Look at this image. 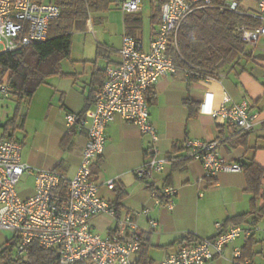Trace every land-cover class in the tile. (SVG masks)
I'll return each instance as SVG.
<instances>
[{
  "label": "crops",
  "instance_id": "0c3cea01",
  "mask_svg": "<svg viewBox=\"0 0 264 264\" xmlns=\"http://www.w3.org/2000/svg\"><path fill=\"white\" fill-rule=\"evenodd\" d=\"M122 1L115 0L107 11L91 13L86 28L73 33L70 58L62 61L64 74L47 78L25 103L22 128L27 138L17 139L22 146L23 162L38 168H53L68 177L76 173L87 136L85 130L69 131L67 114L78 116L87 102H93L105 81L107 69L121 61L124 35L141 39L145 50H149L153 34L160 26L156 0H142L135 12H124ZM255 2V6H246L242 0L241 6L254 9L257 0ZM261 44L264 45V39ZM256 49L251 48L250 57H242L217 77L188 80L179 71L159 78L148 100L152 98L149 100L150 122L158 133L159 155L171 161L163 172H156L145 181L138 179L133 171L145 163L146 152L153 145L151 136L121 117L107 125L105 150L94 160L93 171L100 195L115 206L116 216L103 213L93 217V228L102 234L115 232L117 217L132 212L142 242L144 237L149 243L147 254L151 264H161L169 253L178 249L180 238L185 234L210 238L219 231L217 223L248 214L241 224L245 230L252 229L250 235L244 232L225 246L223 256H216L205 264H264V249H258L257 238L260 234L264 240V230L258 233L253 229L258 214H250L254 206L258 209L264 205V177L262 195L254 205L251 193L246 191L247 180L242 170L222 171L214 179L206 178L202 163L189 157L185 147L188 139H218L219 152L229 162L254 160L264 168V52ZM226 95L237 102L248 100L253 109L259 110L253 130L241 132L208 112L220 107ZM186 99L193 100L194 115H190ZM71 133L70 145L63 148L62 138ZM109 179L122 187V199H118L115 188L107 187ZM147 182L161 189L165 185L175 187L177 193L172 206L157 202ZM145 208L149 209L148 215L137 213ZM149 218L157 220L158 224L151 226ZM257 223L264 226V217ZM10 240L13 239L6 238L1 247ZM249 242L253 243V257L245 260L236 257L235 251L242 252ZM134 258L139 260L140 250Z\"/></svg>",
  "mask_w": 264,
  "mask_h": 264
},
{
  "label": "built area",
  "instance_id": "2783aa9c",
  "mask_svg": "<svg viewBox=\"0 0 264 264\" xmlns=\"http://www.w3.org/2000/svg\"><path fill=\"white\" fill-rule=\"evenodd\" d=\"M142 0H123L124 12H135ZM237 0H166L160 5V26L153 34L150 49L145 50L143 41L132 35H124L120 49L121 61L107 69L104 83L95 93L94 103L82 115L67 114L69 131H86V144L80 165L72 177L53 168H38L21 158V143L15 137L0 136V229L13 232L12 252L16 256L26 254L30 244L37 242L45 250H54L58 264H139L134 255L140 250L142 235L139 225L130 211L117 217L115 232L102 234L93 228V217L111 213L116 216L115 206L99 193V183L94 177V160L103 154L106 144V127L118 117L136 124L143 134L151 136L153 145L146 152L145 163L133 172L141 181L163 172L170 161L159 155L158 133L150 122L148 94L159 78L174 75L179 71L186 79H205L203 70L188 66L179 68L171 46L177 47L178 31L183 20L196 9L216 6L237 13H245ZM61 7L51 1L0 0V42L4 51L16 50L47 38L49 24L59 17ZM262 23L256 27L241 25L238 31L253 49L264 39V0H257L256 10L247 12ZM1 76V64H0ZM0 92L8 95L11 87L0 84ZM208 112L241 132L254 129L259 110L253 109L248 100L233 101L224 97L218 108ZM220 140L188 139L185 147L188 156L199 160L204 177L215 178L220 172L241 170L238 162H229L219 152ZM27 174L34 178L33 193L23 197L19 183ZM115 180L106 185L115 188ZM157 202L172 206L177 189L167 185L162 193L169 197L164 202L151 191ZM148 208L137 212L148 215ZM151 226L158 221L149 218ZM258 223L254 228H258ZM218 233L210 238H196L185 234L175 252L169 253L161 264H205L216 256H223L225 246L244 232L242 224L223 229L217 223ZM8 245V244H7ZM4 245V247H7ZM10 248V247H9ZM241 251H235L239 257Z\"/></svg>",
  "mask_w": 264,
  "mask_h": 264
},
{
  "label": "trees",
  "instance_id": "16d2710c",
  "mask_svg": "<svg viewBox=\"0 0 264 264\" xmlns=\"http://www.w3.org/2000/svg\"><path fill=\"white\" fill-rule=\"evenodd\" d=\"M46 1L54 2L61 7L59 17L53 19L49 24L47 38L16 50H7L0 53V84L7 83L10 85V93L16 96L17 102L14 116L3 125L5 133L2 136H13L9 129L11 127H16V125L17 127H24V119L19 124V118L27 100L34 95L41 84L46 82L47 78L64 74L62 61L70 58L73 33L76 30L86 28L92 12L109 10L115 0ZM165 1L156 0V15H159V17L160 5ZM237 1L240 4L242 2V0ZM219 3H222V0H213V4ZM240 8L245 13L220 9L216 6L202 7L193 11L183 20L178 31L177 47L171 46L169 50L181 70L188 68V66H195L203 70V76L217 77L226 68L238 63L242 57L248 58L251 56L249 45L244 41L238 27L241 25L256 27L262 22L247 13L256 10V8L245 9L241 5ZM149 100H152V98H149ZM93 103L94 100L93 102H87L78 116L82 115ZM185 104L190 110V115H194L193 100L186 99ZM72 137L73 133L65 135L62 138L61 146L67 148L72 141ZM240 165L247 180L246 191L251 193L255 205L256 200L262 195L264 168L254 160L240 162ZM147 188L150 191H156L157 196L162 201L169 200V197L162 193L163 188H158L149 182H147ZM115 190L118 191V199H122L124 195V192L120 191L122 187L117 185ZM252 213L258 214L254 220V224H256L259 218L264 217V205L258 209L254 206V211L250 214ZM247 215L242 214L228 218L222 223L223 229L241 224L247 219ZM188 235L193 236L192 234ZM145 239L143 237L139 264H151L147 254L149 243H146ZM11 244L12 241L10 240L5 244L7 247L0 248V264H58L55 251L42 249L37 242L30 244L23 256H15ZM252 244L249 242L244 246L239 259L245 260L253 257ZM76 264L88 263L81 261Z\"/></svg>",
  "mask_w": 264,
  "mask_h": 264
},
{
  "label": "rangeland",
  "instance_id": "374dc122",
  "mask_svg": "<svg viewBox=\"0 0 264 264\" xmlns=\"http://www.w3.org/2000/svg\"><path fill=\"white\" fill-rule=\"evenodd\" d=\"M244 1H245L246 6L247 5H251V6L256 5L255 0H244ZM261 40H260V45L258 46V48L257 49L255 48L256 51H258V52H264V45L262 46ZM251 48L252 47L249 46V49H251ZM2 51H4V44L0 42V53ZM262 57L263 56H260L259 58H262ZM258 61H260V60H258ZM16 104H17L16 96L13 93H10L8 95H4L2 92H0V136L4 135V133H5V129H4L3 125L5 123H7L10 118H12L14 116L15 110H16ZM23 118H24V114L22 113L20 118H19V124L21 123V120ZM27 118H28V116L26 115L25 119H27ZM9 129H10V132L13 134V137H15V139L19 138V141L27 138V137L26 138L24 137L25 130L22 127H19V126L17 127V125H16V127H11ZM18 188H19L20 194L23 197H27L33 191L34 178L32 176L25 174L22 177ZM261 230H264L263 223H260L258 225V228H256V232L261 233ZM6 238L13 239L14 238L13 232L8 231V230H4V231L0 230V247L5 243ZM257 238L259 239L258 249H264V240L261 239L260 234H257ZM254 244H256V242ZM13 254L16 256V254H17L16 250H14Z\"/></svg>",
  "mask_w": 264,
  "mask_h": 264
}]
</instances>
